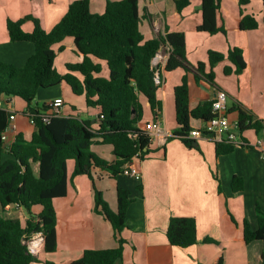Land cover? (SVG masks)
I'll return each mask as SVG.
<instances>
[{
    "label": "crops",
    "instance_id": "crops-1",
    "mask_svg": "<svg viewBox=\"0 0 264 264\" xmlns=\"http://www.w3.org/2000/svg\"><path fill=\"white\" fill-rule=\"evenodd\" d=\"M72 1L0 0V60L22 66L34 52L31 42L9 39L7 19L16 20L30 15L48 31L60 20ZM106 1L90 0V10L102 12ZM200 1L196 0L198 4L194 11L189 10L190 0L189 5L178 13L174 0H138L141 34L149 39L159 33L164 34L166 29L183 32L190 65L206 61L210 49L226 53L229 46H237L243 50L246 67L238 74H225L224 66L232 65L225 58L214 66V80L208 82L199 73L196 75L194 69L187 71L177 67L165 71L166 61L159 65L162 83L157 97L162 102V112L158 119L166 138L160 141L158 135H154L144 157L133 160V165L141 171V178L138 180L122 173L112 177L108 171L98 167L91 170L96 188L112 210L117 207L118 186L128 189L132 198L126 209V226L119 233V237L125 240L123 254L114 264H213L221 255L224 264H264V238L246 242L243 237V221L247 220L250 227L256 230L257 211L264 212V155L254 145L258 140L264 143V130L259 134L254 129L244 130L241 136L250 145H236L231 151L220 154H216V143L210 139H194L196 144L193 142L192 147H188L173 134L176 127L174 88L181 83L184 75L188 80L190 109L211 101L215 90L221 89L227 94V116L230 121L237 119L236 107L239 106L264 123L262 2L252 0L240 7L236 0H231L230 6L221 0L217 24L224 25V35L196 29L201 21ZM241 11L254 14L258 27L240 30ZM23 28L31 30L32 23L25 22ZM190 37L198 42L197 46L189 47ZM53 48L55 58L61 57L59 63L54 58V65L59 72H64L66 62L79 60L71 38H65ZM65 52L70 54L63 56ZM57 97L63 98L65 102L61 115L87 119L93 129L98 126L99 109L86 106L84 97L74 95L64 82L39 89L33 104L45 105ZM25 112L26 102L23 99L0 95V135L5 144L12 142L16 132H22L25 138H30L35 127ZM10 113L15 115L14 131L9 127ZM144 117L152 120L147 107ZM190 123L192 127L203 125L200 119H191ZM139 126L146 128L143 122ZM99 141L97 137L91 149L100 157L112 161V146ZM1 157L5 159L7 155L2 153ZM73 167V160H68V176ZM235 175L243 180V188L237 192L231 189ZM92 184L86 174L77 175L68 181L65 196L53 199L57 215L56 249L47 252L41 247L35 256L38 261L30 264H71L81 257L85 249L117 246L110 221L93 209ZM39 211L40 206L31 207L32 214ZM0 213L3 217L18 218L22 223L29 217L24 208L13 204L0 207ZM171 216L195 219V244L179 247L169 243L165 232ZM205 238L212 241H205Z\"/></svg>",
    "mask_w": 264,
    "mask_h": 264
},
{
    "label": "trees",
    "instance_id": "trees-1",
    "mask_svg": "<svg viewBox=\"0 0 264 264\" xmlns=\"http://www.w3.org/2000/svg\"><path fill=\"white\" fill-rule=\"evenodd\" d=\"M240 7L252 0H236ZM179 13L189 5L190 0H174ZM221 0H201L199 9L201 21L198 31L226 35L224 25L217 24V12ZM262 18L264 23V0ZM32 23L31 30L23 24ZM138 0H107L100 13L90 10V0H73L60 20L48 31L30 15L19 19H7L6 29L11 41H28L34 45V52L22 66L0 60V95L15 96L26 102V112L32 113L35 129L29 139L22 132H16L11 143L5 144L0 135V207L16 205L27 210L25 223L18 218L0 215V264H30L38 261L31 255L25 238L36 231L43 235L42 248L56 249L57 215L53 199L65 196L67 183L73 177L86 174L92 180L94 211L108 219L117 239V246L103 249H85L71 264H114L123 254L124 242L119 233L126 226V209L132 201L130 191L117 187V207L112 210L94 184L92 168L98 167L112 177L121 174L124 164L132 163L135 154L142 159L148 152L150 138L139 124L148 123L145 107L155 120L162 112V102L157 97L160 84L155 82L156 68L151 61L161 46L169 45L171 52L164 70L182 67L195 70L208 82L214 80V66L227 58L232 65L224 66V73L238 74L246 67L243 50L229 46L226 53L207 51L206 61L190 65L186 57L185 35L181 31L159 33L145 39L139 30ZM258 27L254 14L241 11L239 29L251 30ZM71 38L76 62H66L64 72L54 65L53 46ZM62 49V46H60ZM193 66V67H192ZM199 75V76H200ZM66 83L76 96H83L86 106L97 107L98 126L93 129L89 120L73 116L52 115L47 122L40 118L45 105L33 104L39 89ZM188 80L186 75L174 88V109L176 127L173 134L188 147L193 139L187 137L192 127L191 119L202 121L209 118L211 101L190 109L188 105ZM239 131L254 129L257 134L264 130V123L241 107H236ZM99 137L100 143L112 146L114 159L108 161L97 155L91 145ZM232 143H216V154L233 149ZM7 157L2 159L1 154ZM73 160L71 174L67 173V161ZM220 187V186H218ZM243 180L233 176L231 189L242 190ZM40 206L37 214L31 207ZM258 228L253 230L248 221H243V237L246 242L264 238V212L258 209ZM170 244L188 247L197 242L196 222L193 217L171 216L166 228ZM205 241H212L205 238ZM213 264H224L221 255Z\"/></svg>",
    "mask_w": 264,
    "mask_h": 264
},
{
    "label": "built area",
    "instance_id": "built-area-1",
    "mask_svg": "<svg viewBox=\"0 0 264 264\" xmlns=\"http://www.w3.org/2000/svg\"><path fill=\"white\" fill-rule=\"evenodd\" d=\"M171 52L169 45L161 46L158 51L155 53L152 58V65L156 68L155 72V82L156 84L162 83V79L159 73V65L165 62ZM64 100L61 97L54 98L53 100L48 101L45 106L46 110L40 112V118L47 122L52 115H61V109L64 106ZM227 94L224 90L216 89L215 94L211 100V113L212 115L203 121V125L200 127L191 128L187 134V137L190 139H199L207 138L215 143H232L236 145L247 146L250 145L246 140L241 136L238 126V120L230 121L227 116ZM29 119V122L34 125V118L32 113H27L26 115ZM15 115L14 113L9 114V127L11 130H16V124L14 122ZM145 130L150 138H153L154 135H158L160 141H164L166 136L161 132L160 121L158 118L155 120L149 121L145 124ZM15 135V134H14ZM264 155V143L262 140H258L256 144ZM138 153L135 154L134 160L138 159ZM121 173L133 177L135 179L141 178V171L138 167L132 163H126L123 165ZM25 244L28 252L36 256L38 250L42 247L43 235L41 231L34 232L31 236L22 240Z\"/></svg>",
    "mask_w": 264,
    "mask_h": 264
},
{
    "label": "rangeland",
    "instance_id": "rangeland-1",
    "mask_svg": "<svg viewBox=\"0 0 264 264\" xmlns=\"http://www.w3.org/2000/svg\"><path fill=\"white\" fill-rule=\"evenodd\" d=\"M224 2H225V4L226 5H229L230 6V4H231V0H224ZM198 3H196V0H191V4L189 5V10H191V11H194L195 10V8H196V5H197ZM227 10H229V9H227ZM230 11V10H229ZM197 43L198 42H196L195 40H193L191 37H190V39H189V47L190 48H192L193 46H197ZM67 45V44H66ZM56 49V48H55ZM57 50V49H56ZM58 53V52H57ZM68 54H70V52H65L64 53V55L63 56H65V55H68ZM60 56H56V58H55V61H56V63H59V60H60ZM69 164H72L71 162H68ZM25 211H27L26 209H24ZM0 215L1 216H4L2 213H0Z\"/></svg>",
    "mask_w": 264,
    "mask_h": 264
},
{
    "label": "water",
    "instance_id": "water-1",
    "mask_svg": "<svg viewBox=\"0 0 264 264\" xmlns=\"http://www.w3.org/2000/svg\"><path fill=\"white\" fill-rule=\"evenodd\" d=\"M193 144H196V142H194Z\"/></svg>",
    "mask_w": 264,
    "mask_h": 264
}]
</instances>
